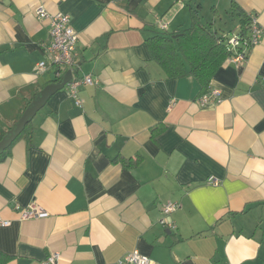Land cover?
<instances>
[{
    "label": "crops",
    "instance_id": "1",
    "mask_svg": "<svg viewBox=\"0 0 264 264\" xmlns=\"http://www.w3.org/2000/svg\"><path fill=\"white\" fill-rule=\"evenodd\" d=\"M205 3L233 21L212 22L217 35L238 32L239 8L264 27V0H0V134L67 70L97 81L78 86L81 107L67 85L52 94L0 160L6 264L54 251L57 264H128L133 250L154 264H264V33L239 67L221 63L207 89L221 100L207 106L188 66L167 76L148 43L181 35L193 11L204 22ZM38 6L69 15L72 66L36 69L49 41ZM30 203L48 214L21 219Z\"/></svg>",
    "mask_w": 264,
    "mask_h": 264
},
{
    "label": "built area",
    "instance_id": "2",
    "mask_svg": "<svg viewBox=\"0 0 264 264\" xmlns=\"http://www.w3.org/2000/svg\"><path fill=\"white\" fill-rule=\"evenodd\" d=\"M35 14L38 18H45L49 21V41L43 45L44 56L36 64V69L42 71L47 64L57 67H69L75 63V45L77 42V32L70 24V17L67 13L56 12L49 13L43 7L38 6L35 9ZM160 29H166V21L159 20ZM264 33V27L259 24L255 16H250V24L247 36L240 37L237 33L232 34L228 38V49L234 51V54L229 56V60L239 67L247 57V50L257 44ZM97 81L91 75H83L73 78L68 86V96L73 99L75 105L81 107L82 99L78 95V86L80 84H95ZM221 92L218 88H210L198 97V102L201 106H207L213 103H218L221 100ZM207 181L216 186L219 180L210 176ZM177 204L172 201L166 202L162 206V211L165 214L173 211ZM21 219L44 217L48 213L43 208L35 203H30L25 207L18 208ZM162 225L167 224L164 219L160 220ZM1 225H8V220H1ZM167 226H173L171 223ZM59 253L54 251L50 253L44 260L43 264H57ZM118 263L128 264H154V260L149 256L140 253L138 250L127 252L118 259Z\"/></svg>",
    "mask_w": 264,
    "mask_h": 264
},
{
    "label": "trees",
    "instance_id": "3",
    "mask_svg": "<svg viewBox=\"0 0 264 264\" xmlns=\"http://www.w3.org/2000/svg\"><path fill=\"white\" fill-rule=\"evenodd\" d=\"M238 10L237 34L245 38L248 34L250 16L244 10L240 8ZM182 32L174 38L166 34H157L149 39L152 57L169 77L185 74L187 72L185 65H187L188 71L196 78L204 91H207L215 71L227 57L234 54V51L228 49L229 37L217 35L212 30V22H202L195 11L192 12L189 26ZM248 51L249 49L247 53ZM30 101H27L26 106ZM30 123L31 121L26 124L16 139L27 134ZM5 133L6 131L0 134V139ZM9 148L10 145L0 153V160L8 156ZM126 162H130V158L126 159ZM8 260L9 256L0 251V264H6Z\"/></svg>",
    "mask_w": 264,
    "mask_h": 264
},
{
    "label": "water",
    "instance_id": "4",
    "mask_svg": "<svg viewBox=\"0 0 264 264\" xmlns=\"http://www.w3.org/2000/svg\"><path fill=\"white\" fill-rule=\"evenodd\" d=\"M73 80L72 70H67L57 81L48 83L42 87L24 108L15 123L6 131L0 139V153L6 149L19 136L26 124L39 111L48 98L56 91L64 88Z\"/></svg>",
    "mask_w": 264,
    "mask_h": 264
},
{
    "label": "rangeland",
    "instance_id": "5",
    "mask_svg": "<svg viewBox=\"0 0 264 264\" xmlns=\"http://www.w3.org/2000/svg\"><path fill=\"white\" fill-rule=\"evenodd\" d=\"M208 1L209 0H205V2H208ZM204 7H205V9L200 11V15L202 16L204 22L207 21V22H214L215 24H218V23H220L222 21L224 23V25H226V26L233 22V21L229 20V16L230 15L225 13L223 7H221V6L218 7L217 13L214 14L215 17L210 13L207 3L204 4ZM211 16L214 17V19H215V20L213 19L214 21H212L211 19H208ZM231 35L232 34H230V36Z\"/></svg>",
    "mask_w": 264,
    "mask_h": 264
}]
</instances>
